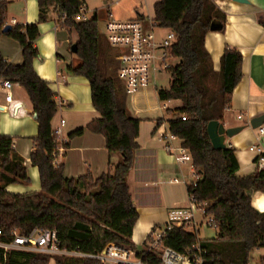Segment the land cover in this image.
<instances>
[{"label":"trees","instance_id":"trees-1","mask_svg":"<svg viewBox=\"0 0 264 264\" xmlns=\"http://www.w3.org/2000/svg\"><path fill=\"white\" fill-rule=\"evenodd\" d=\"M38 3L39 21L15 26L7 34L20 45L24 61L21 66L9 64L0 51V79L23 87L33 105L39 132L33 140L30 160L39 171L41 191L26 195L7 192L12 185L29 184L30 179L23 162L14 154V140L0 136V231L4 234L0 239L10 242L14 231L28 235L42 228L57 233L62 250L79 256L52 257L21 251L6 254L0 249V264H50L52 260L55 264H104L101 256L106 250L119 256L129 255L124 251L127 250L135 261L161 264L159 254L148 252V245L138 250L132 242L140 215L128 178L140 149L141 121L128 110V98L117 77V53L100 33L97 14L86 22L76 21L83 10L87 11L84 0ZM7 6L5 0H0V39L6 26ZM51 13L56 15L60 28L78 36L75 56L79 65H69L67 71L89 81L93 107L100 115L86 128L71 133L68 140L89 131L105 138L110 157L121 156L120 163H110L108 173L98 179L90 174L67 179L63 166L54 165L58 144L52 123L60 106L50 84L34 68V61L40 57L36 47L41 36L39 26L48 21ZM153 20L178 37L171 51L179 63L170 71L171 86L159 90L158 95L161 102L178 101L181 106L168 110L171 118L158 123H167L169 131L191 153L198 179L187 185L188 194L197 204H208L207 214L218 231L217 238L205 240L185 226L175 227L167 233L163 245L179 253H198L199 249L204 264H250L252 253L264 249V213L253 208L249 195L264 193V170L238 177L240 166L235 150H215L207 133L210 122L223 121L243 77L240 52L226 49L217 73L205 47L212 23L220 22L224 29L226 14L217 0H161L155 6Z\"/></svg>","mask_w":264,"mask_h":264},{"label":"crops","instance_id":"crops-1","mask_svg":"<svg viewBox=\"0 0 264 264\" xmlns=\"http://www.w3.org/2000/svg\"><path fill=\"white\" fill-rule=\"evenodd\" d=\"M5 1L8 3L6 26L13 28L39 21L38 0ZM160 1L84 0L86 16L91 18L97 14L99 25L104 23V27L110 19L148 23L154 19L155 6ZM217 1L219 8L226 14L227 22L221 32H210L206 36L205 47L217 73L221 70V60L226 49L240 52L243 58L242 80L234 90L231 106L225 111L220 123L226 130L243 127L242 132L233 138H227L226 145L227 148L235 150L240 166L236 175L245 178L259 169L257 155L250 149L254 146L264 148V135L259 138L258 129L255 130L250 125L253 120L264 116V0H247L248 4H239L232 0ZM56 19V15L51 13L48 21L39 26L41 36L36 42V47L40 57L34 61V68L38 76L50 84V89L60 106L52 123L53 129H59L61 122H65L62 138L69 146L58 157V164L63 166L67 179L87 174L98 179L108 173L110 163L119 164L121 156L115 154L110 157L105 138L89 131L68 140L71 133L86 128L92 121L100 118V115L93 107L89 81L65 70L69 65H74V58H68L66 61V56L62 53L65 50L61 47L63 43L59 38H64L60 31L65 30L60 28ZM0 51L7 63L14 66L23 64L20 45L7 34L0 39ZM174 60L179 63L178 59ZM76 65H79V62ZM11 94L13 101L10 110L19 106L15 116L4 110L9 104L6 103V93L0 88V108H3L0 109V136L14 140V154L26 167L30 183L12 185L7 188V192L15 195L37 193L41 191L40 176L38 169L32 166L30 157L33 140L39 132L38 123L26 90L14 83ZM160 102L158 93L153 90L139 94L134 100H127L128 110L134 118L141 121L138 138L140 149L136 152L134 168L128 178L134 205L140 215L132 236V242L138 250H142L145 244L148 245L154 229L167 224L169 213L173 209L189 205L187 185L191 183H188V180L192 177L194 183L198 179L193 165H180L176 154L168 152L165 144L160 141L164 131L162 126L168 125H159L158 121L171 118L164 116V112L157 109ZM149 103H152V106H149ZM145 104L146 108L139 107ZM171 145L174 149L183 147L179 139ZM251 198L253 208L264 213V193L252 192ZM194 230L199 234L198 225ZM217 236L218 231L215 229L214 233H207L205 240H212ZM106 257L118 259L129 258V255L107 253ZM50 264H55L54 260Z\"/></svg>","mask_w":264,"mask_h":264},{"label":"built area","instance_id":"built-area-1","mask_svg":"<svg viewBox=\"0 0 264 264\" xmlns=\"http://www.w3.org/2000/svg\"><path fill=\"white\" fill-rule=\"evenodd\" d=\"M89 17L83 10L76 17L78 22H86ZM160 28L154 20L144 23L139 20L115 21L110 19L105 25V39L110 48L117 53L116 61L118 62L117 77L124 87L127 98L134 100L136 96L151 90L158 93L155 84L156 75L170 72L175 65L172 61L176 59L172 54V47L177 42L178 37L175 32L168 30L163 39H158L155 30ZM14 83L8 79H0V88L6 93V103L9 107L6 109L12 116H15L19 106H15L10 110L13 101L11 91ZM172 101L160 102L157 109L160 112L170 110L169 104ZM2 107V106H1ZM1 110L3 108H0ZM186 121V118H183ZM65 122H61V127L54 130L57 138V148L54 153L56 167L58 157L65 150L64 145L67 143L62 138V128ZM163 133L160 141L165 144L166 150L176 154V160L180 165H189L193 163L191 153L184 147L174 149L171 143L177 138L169 131L168 126H162ZM259 138L264 135V126L258 129ZM257 155V164L260 170H264V148L254 146L250 149ZM208 204H197L195 200L190 198V203L186 207L175 208L169 213L167 224L163 229L156 228L153 230L148 242V252L158 253L161 258V264H204L199 249L198 253L189 250L186 253H179L171 248L163 245V239L168 232L175 227L197 226L196 214L201 213L205 218L207 214ZM208 226L214 228V220L209 217ZM4 234L0 231V238ZM10 242H3L0 239V249L6 254L14 251L27 252L32 254H43L49 256H79L76 253H69L61 249L60 240L56 232L47 231L42 228H36L28 235H22L19 231L10 234ZM127 251V250H126ZM129 258L121 261L125 264H143L141 261H131L132 253Z\"/></svg>","mask_w":264,"mask_h":264},{"label":"rangeland","instance_id":"rangeland-1","mask_svg":"<svg viewBox=\"0 0 264 264\" xmlns=\"http://www.w3.org/2000/svg\"><path fill=\"white\" fill-rule=\"evenodd\" d=\"M99 29H100V33L105 38V36H104V33H105L104 23H101L99 25ZM60 33H62L64 35V38L60 37L59 40L61 43H63L61 45V47L65 50V51H62V53H63L64 57L66 56V61H68V58H72V59L74 58V65L78 64V62H79L78 58L76 56H74L71 52V47L74 44H76L78 41L77 35L75 34V32H72L70 34V32L66 31V30L60 31ZM155 33H156L158 39H163L167 34V30L163 29V28H157L155 30ZM68 40H69V42H67ZM63 63H65V62H63ZM172 63H173V65L174 64L176 65L178 63V61L174 60V61H172ZM64 68L65 67H62V69H64ZM65 70H67V69H65ZM171 83H172V78H171L170 72H165L163 74H157L156 75L155 84H156L158 90L168 89L171 86ZM179 105L181 106V103L178 104L176 102H172L171 104H169V108H170V110H175L176 108L180 107ZM149 106H152V103H149ZM139 107L140 108H146L147 105L146 104H145V106L140 105ZM164 116L170 117V115L167 112L164 113ZM193 180L194 179L192 177H190L188 180V183H192ZM209 219H210L209 217L205 218L201 213L196 214V222L198 224V230H199L198 236L200 239H206L208 232L214 233V231H215V228L208 226ZM164 226L158 227V228L163 229ZM196 227L197 226H188L186 228L189 231L194 233L195 232L194 228H196ZM101 258H102L104 264H117L121 261L123 262V260H125V259H128V257H121L118 259H109L106 257V255H102ZM262 259H264V249L256 250L251 255L250 264H261ZM135 260L136 259L134 258V255L132 254L131 261L135 262Z\"/></svg>","mask_w":264,"mask_h":264},{"label":"water","instance_id":"water-1","mask_svg":"<svg viewBox=\"0 0 264 264\" xmlns=\"http://www.w3.org/2000/svg\"><path fill=\"white\" fill-rule=\"evenodd\" d=\"M239 4H248L247 0H232ZM12 30V26H5L3 34H8ZM223 30V25L220 22H213L211 25V32H221ZM71 52L76 55L78 52L77 44L71 47ZM251 127L253 129H259L264 125V116L257 118L251 122ZM243 131V127L225 129V126L218 121L210 122L207 126V133L211 144L215 150L222 151L227 148L226 140L227 138H233L235 135ZM252 196V192L249 194ZM107 250L103 252L102 255H106Z\"/></svg>","mask_w":264,"mask_h":264}]
</instances>
